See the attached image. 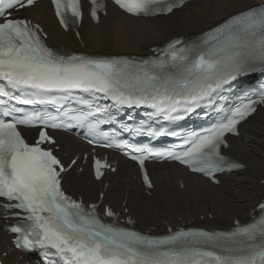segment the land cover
I'll list each match as a JSON object with an SVG mask.
<instances>
[{
	"label": "snow or ice",
	"instance_id": "obj_1",
	"mask_svg": "<svg viewBox=\"0 0 264 264\" xmlns=\"http://www.w3.org/2000/svg\"><path fill=\"white\" fill-rule=\"evenodd\" d=\"M38 0H0V208L21 216L23 226H11L16 248L43 250L48 264H264V203L259 219L230 232L180 229L164 237L140 233L105 223L97 205L85 206L62 187L68 169L54 154L56 141L49 127L65 121L87 123L93 130L109 123L110 108H150V119L168 124L184 119L202 105L213 104L220 90L239 78L264 72V0L249 6L231 21L209 33L199 44L178 47L170 43L160 58L144 60L120 56L67 54L46 44L47 34L39 22L14 17V11L35 7ZM59 23L67 29L83 17L81 0H51ZM90 16L106 8L104 0H89ZM135 16L171 13L185 0H114ZM87 95V99L85 98ZM70 101L87 107L64 110ZM110 101L111 103H101ZM261 100L248 99L231 111L225 122L200 132L188 133L182 143L166 149L137 147L127 142L108 144L125 150L136 162L143 180L153 187L145 162L175 160L193 171L215 179L225 168H239L222 154L227 134L256 112ZM53 105L57 115L37 110ZM20 126L41 127L39 138L28 143ZM136 134L179 136L145 122ZM107 135V133H104ZM44 144L50 147H44ZM94 174L115 171L107 161L94 160ZM76 164L72 159L68 167ZM219 182V181H215ZM104 215L115 217L111 208ZM129 223H135L129 219ZM54 250V251H50ZM3 257L8 253L4 252ZM4 264V259H0Z\"/></svg>",
	"mask_w": 264,
	"mask_h": 264
},
{
	"label": "bare ground",
	"instance_id": "obj_2",
	"mask_svg": "<svg viewBox=\"0 0 264 264\" xmlns=\"http://www.w3.org/2000/svg\"><path fill=\"white\" fill-rule=\"evenodd\" d=\"M262 0H195L178 11L158 19L135 18L110 5L106 16L93 24L84 19L80 39L64 32L58 25L49 3L45 0L31 8V17L40 21L49 34V41L66 48L93 53L147 51L173 36L197 34L213 26L232 13L257 5ZM239 138H231L229 153L242 161L245 170L231 176H222L220 185L188 173L175 163H152L154 188L149 195L136 167L120 156L119 170L112 175L104 201L123 212L128 208L136 226L165 230L166 223H202L210 227H228L235 219L245 220L255 204L264 197V107L256 111L242 127ZM61 152L67 160L87 146L74 136L61 133ZM81 160L65 177L69 193L85 200L97 201L99 185L91 178L90 168L82 173L76 169ZM167 172V174H165ZM180 182L183 183L181 187ZM126 205L122 207V201ZM212 214L210 219L208 214ZM204 215L203 221L200 216Z\"/></svg>",
	"mask_w": 264,
	"mask_h": 264
}]
</instances>
